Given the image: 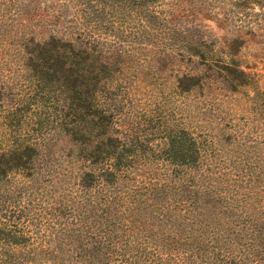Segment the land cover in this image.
Wrapping results in <instances>:
<instances>
[{"label":"trees","instance_id":"trees-1","mask_svg":"<svg viewBox=\"0 0 264 264\" xmlns=\"http://www.w3.org/2000/svg\"><path fill=\"white\" fill-rule=\"evenodd\" d=\"M57 1L72 17L59 30L25 33L15 58L67 90L61 130L80 146L78 167L56 174L39 164L43 145L0 144V264H264V159L220 161L187 125L163 130L159 143L119 130L110 93L121 48L133 33L162 34L154 23L163 1ZM37 2L0 0V29L34 14ZM35 8L46 25L58 24L55 11ZM207 62L224 80L248 85L235 63ZM177 84L188 94L202 80L185 74Z\"/></svg>","mask_w":264,"mask_h":264},{"label":"rangeland","instance_id":"rangeland-1","mask_svg":"<svg viewBox=\"0 0 264 264\" xmlns=\"http://www.w3.org/2000/svg\"><path fill=\"white\" fill-rule=\"evenodd\" d=\"M162 1V19L154 23L162 34L148 31L140 38L131 26L134 36L125 39L121 48L125 51L117 64L121 71L114 74L116 90L110 93L116 100L119 130L159 143L163 130L187 125L184 127L205 136L220 161L264 159V0ZM37 5L55 11L51 19L59 25H46L47 17L38 19L35 15L43 13L36 11ZM66 8L57 0H38L29 7L34 14L25 13L0 29V144L39 143L44 161L39 164L50 163L56 174L67 176L77 169L80 155V146L61 130L67 90L15 58L21 36L59 30L64 19L72 17L63 12ZM176 31L181 35L173 42L170 35ZM191 39L201 46L191 45ZM195 48L205 54L206 62L188 52ZM208 60L235 63L247 73L244 81L248 85L224 80ZM185 74L198 76L201 87L180 93L177 79ZM44 172L34 171L38 176Z\"/></svg>","mask_w":264,"mask_h":264}]
</instances>
